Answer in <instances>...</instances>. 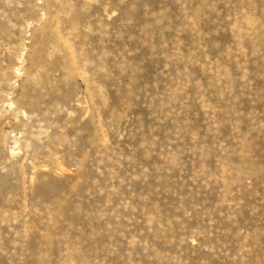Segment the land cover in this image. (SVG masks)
<instances>
[{
	"label": "rangeland",
	"instance_id": "1",
	"mask_svg": "<svg viewBox=\"0 0 264 264\" xmlns=\"http://www.w3.org/2000/svg\"><path fill=\"white\" fill-rule=\"evenodd\" d=\"M0 264H264V0H0Z\"/></svg>",
	"mask_w": 264,
	"mask_h": 264
}]
</instances>
